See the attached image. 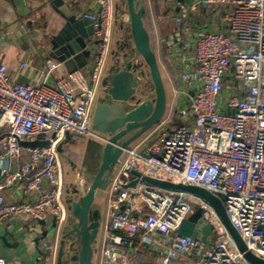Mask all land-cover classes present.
I'll use <instances>...</instances> for the list:
<instances>
[{"label":"built area","instance_id":"1","mask_svg":"<svg viewBox=\"0 0 264 264\" xmlns=\"http://www.w3.org/2000/svg\"><path fill=\"white\" fill-rule=\"evenodd\" d=\"M92 2L84 17L92 21L96 44L87 69L55 77L58 65L49 61L52 83L14 82L0 47V161L13 166L0 174V225L20 217L45 221L57 234L66 220L58 147L66 135L96 136L92 113L113 38L114 0ZM168 4L173 29L163 44L180 66L176 95L186 104L177 108L179 123L166 119L125 151L107 193L101 264H137V236L169 244L160 264L181 257L195 264H250L212 209L214 242L180 236L194 196L141 179L215 194L248 251L264 259V0ZM35 141L50 145L21 146ZM12 189L22 199L8 201L5 192ZM40 243L42 264H56L58 235ZM0 264H7L4 256Z\"/></svg>","mask_w":264,"mask_h":264},{"label":"water","instance_id":"2","mask_svg":"<svg viewBox=\"0 0 264 264\" xmlns=\"http://www.w3.org/2000/svg\"><path fill=\"white\" fill-rule=\"evenodd\" d=\"M176 1L193 3L197 0ZM52 5L64 17L65 24L52 37L51 58L64 63L70 74L87 64L90 56L87 47L95 30L89 18H77L64 0H53ZM147 16L146 0H114L113 50L92 113V129L96 136L85 137L95 149V160L90 166L75 165L72 181L66 189L64 185L66 220L60 231L56 234L55 226L48 228L45 221H39L44 238L58 235L56 264H94L102 236L107 193L125 151L159 125L167 112V87ZM49 145L42 141L21 142L25 148ZM58 152H61L60 146ZM141 180L146 185L199 198L215 212L245 259L250 264H264V259L248 251L231 224L224 204L215 194L189 184L151 177ZM135 185L134 182L132 186ZM177 232L204 245L212 241V227L203 219L200 210L186 218Z\"/></svg>","mask_w":264,"mask_h":264},{"label":"crops","instance_id":"3","mask_svg":"<svg viewBox=\"0 0 264 264\" xmlns=\"http://www.w3.org/2000/svg\"><path fill=\"white\" fill-rule=\"evenodd\" d=\"M169 1L146 0L147 23L167 87L168 108L162 122L168 119L179 123L177 108L186 104L185 98L176 96V90L181 88L180 66L176 63L172 51L163 44V39L173 29L171 22L167 21V17L170 16ZM64 2L77 18H86L84 16L94 10L92 0H64ZM52 3L53 0H0L2 59L7 66L9 78L14 82L17 81L30 86L39 85L45 81L52 83V80L48 78L49 61L58 65L54 70L55 77H64L69 74L64 63L51 58L52 37L59 33L65 24L64 17L53 8ZM158 3H160L159 7L156 5ZM154 18L155 21H153ZM112 29L114 37V25ZM95 44L96 36L93 33L87 47L90 50V56L84 69L89 68ZM113 44L114 39L112 38L107 66ZM163 48L167 51L166 56L162 54ZM169 93L176 97V103L175 105L172 104V107L170 106V111L168 110L170 105ZM59 146L61 147L59 160H61L66 189L73 178V167L75 165L90 166L92 161L95 160V149L90 146V141L85 137L77 136H68L61 141ZM6 168H13V166L9 162L0 161V174ZM5 196L8 201H14L22 199V192L12 189L6 191ZM105 219L106 215L104 223ZM28 223H30L29 229L27 228ZM42 234V225L35 224L30 219L19 217L5 221L0 225V256L7 259V264H42L43 250L40 245L41 239L44 238ZM101 234L94 264H101L103 229ZM47 239L52 240L49 236ZM214 239L215 234L213 232L211 242H214ZM135 242L134 260L137 264H160L159 257L166 252L169 246L164 240L152 237L142 238L137 236ZM170 264H195V262L190 257H181L178 260H173Z\"/></svg>","mask_w":264,"mask_h":264},{"label":"rangeland","instance_id":"4","mask_svg":"<svg viewBox=\"0 0 264 264\" xmlns=\"http://www.w3.org/2000/svg\"><path fill=\"white\" fill-rule=\"evenodd\" d=\"M162 1V0H161ZM159 4L160 3H158V4H156L157 5V7H159ZM153 21H155V18L153 19ZM167 21H169L170 22V19L169 18H167ZM168 22V23H169ZM171 92V91H170ZM177 96V95H176ZM168 100H169V102H170V105H169V111H170V106L172 107V104L173 105H175V100H176V97H174V96H172L171 95V93H169V97H168ZM174 109V108H173ZM172 109V110H173ZM173 112V111H172ZM170 114V113H169ZM190 200H191V202H193L192 204H193V210H192V213L193 212H197L198 210H200V212L202 213V217H203V219L204 218H206V220L207 221H209V223H214L215 222V220H216V218L214 217L215 215L214 214H212L211 213V211L209 212V211H207L206 209H203L202 207H201V204H200V201L198 200V199H196L195 197H191L190 198ZM195 202V203H194ZM211 209V208H210ZM105 211H106V209H105ZM105 214V213H104ZM217 222V221H216ZM29 225H30V223H28V225H27V228L29 229ZM101 239V238H100ZM99 239V240H100ZM216 239H214V241H215Z\"/></svg>","mask_w":264,"mask_h":264},{"label":"bare ground","instance_id":"5","mask_svg":"<svg viewBox=\"0 0 264 264\" xmlns=\"http://www.w3.org/2000/svg\"><path fill=\"white\" fill-rule=\"evenodd\" d=\"M200 204H201V207H202L203 209H206V210L208 209L207 211H209V212L212 211V210L210 209V207H209L206 203H202V202H201Z\"/></svg>","mask_w":264,"mask_h":264},{"label":"trees","instance_id":"6","mask_svg":"<svg viewBox=\"0 0 264 264\" xmlns=\"http://www.w3.org/2000/svg\"><path fill=\"white\" fill-rule=\"evenodd\" d=\"M168 15H169V14H168ZM168 15H167V16H168ZM167 18H169V19L171 20V17H170V16L167 17ZM166 52H167V51L163 48V51H162L163 56H166Z\"/></svg>","mask_w":264,"mask_h":264}]
</instances>
